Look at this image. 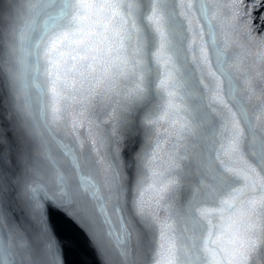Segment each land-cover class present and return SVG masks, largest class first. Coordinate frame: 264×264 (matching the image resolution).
Here are the masks:
<instances>
[{
    "label": "snow or ice",
    "instance_id": "snow-or-ice-1",
    "mask_svg": "<svg viewBox=\"0 0 264 264\" xmlns=\"http://www.w3.org/2000/svg\"><path fill=\"white\" fill-rule=\"evenodd\" d=\"M244 5L0 0V264H71L52 209L95 264H264V31Z\"/></svg>",
    "mask_w": 264,
    "mask_h": 264
},
{
    "label": "water",
    "instance_id": "water-1",
    "mask_svg": "<svg viewBox=\"0 0 264 264\" xmlns=\"http://www.w3.org/2000/svg\"><path fill=\"white\" fill-rule=\"evenodd\" d=\"M244 6L251 14L253 26L258 31H264V0H256L255 3L253 0H245ZM164 148L168 150L170 145L165 144ZM52 213L61 234L76 242V251L69 256L71 264H95L93 250L82 226L60 209H52Z\"/></svg>",
    "mask_w": 264,
    "mask_h": 264
}]
</instances>
